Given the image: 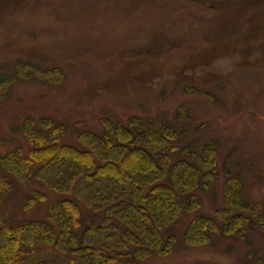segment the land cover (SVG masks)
<instances>
[{
  "label": "rangeland",
  "instance_id": "1",
  "mask_svg": "<svg viewBox=\"0 0 264 264\" xmlns=\"http://www.w3.org/2000/svg\"><path fill=\"white\" fill-rule=\"evenodd\" d=\"M0 77H15L0 84V153L29 149L27 118L68 125L75 145L80 131L101 132L103 119H146L184 128L179 145L220 143L204 214L223 207L227 166L243 176L245 199L264 205V0H0ZM0 178L13 184L4 199L18 220L44 218L63 198L47 192L48 203L24 211L30 190ZM84 217L93 220L86 209ZM179 241L142 264H264L254 222L208 246ZM41 261L71 256L43 247L23 264Z\"/></svg>",
  "mask_w": 264,
  "mask_h": 264
},
{
  "label": "trees",
  "instance_id": "2",
  "mask_svg": "<svg viewBox=\"0 0 264 264\" xmlns=\"http://www.w3.org/2000/svg\"><path fill=\"white\" fill-rule=\"evenodd\" d=\"M11 78L0 77V84ZM101 123L99 133L80 131L75 145L67 140L68 125L27 118L21 130L29 149L2 150L0 171L30 190L24 211L48 203V193L63 198L49 205L44 218L18 220L4 199L13 184L0 178V264H23L43 247L70 255L71 264H142L172 254L179 240L208 246L215 237L242 236L252 222L264 233V205L245 199L243 176L229 166L223 169V207L203 213L201 196L212 192L220 174L217 140L197 149L179 145L186 131L173 125Z\"/></svg>",
  "mask_w": 264,
  "mask_h": 264
}]
</instances>
